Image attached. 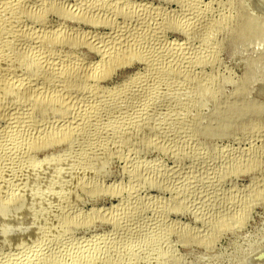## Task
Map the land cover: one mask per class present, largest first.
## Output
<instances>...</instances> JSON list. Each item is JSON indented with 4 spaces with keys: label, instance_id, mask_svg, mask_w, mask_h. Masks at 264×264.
<instances>
[{
    "label": "rangeland",
    "instance_id": "rangeland-1",
    "mask_svg": "<svg viewBox=\"0 0 264 264\" xmlns=\"http://www.w3.org/2000/svg\"><path fill=\"white\" fill-rule=\"evenodd\" d=\"M0 264H264V0H0Z\"/></svg>",
    "mask_w": 264,
    "mask_h": 264
},
{
    "label": "bare ground",
    "instance_id": "bare-ground-1",
    "mask_svg": "<svg viewBox=\"0 0 264 264\" xmlns=\"http://www.w3.org/2000/svg\"><path fill=\"white\" fill-rule=\"evenodd\" d=\"M3 3H4V1H3ZM93 115V114H92ZM91 116V115H90ZM13 117V116H12ZM16 117V116H15ZM92 117V116H91ZM14 118V117H13ZM12 119V118H11ZM17 120V119H16ZM26 121H27V119H26ZM21 122V121H20Z\"/></svg>",
    "mask_w": 264,
    "mask_h": 264
}]
</instances>
